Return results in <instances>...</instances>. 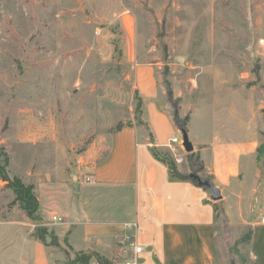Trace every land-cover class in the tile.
<instances>
[{"label": "rangeland", "instance_id": "rangeland-1", "mask_svg": "<svg viewBox=\"0 0 264 264\" xmlns=\"http://www.w3.org/2000/svg\"><path fill=\"white\" fill-rule=\"evenodd\" d=\"M138 66L154 68L172 118L175 108L183 119L214 98L256 106L264 101V0H0L8 176L48 206L53 195L84 187L111 135L141 124ZM202 111L217 113V104ZM179 152L187 167L190 155ZM14 198L0 180V264H11V245L13 262L26 263L36 225ZM246 233L217 225V264H251Z\"/></svg>", "mask_w": 264, "mask_h": 264}, {"label": "crops", "instance_id": "crops-1", "mask_svg": "<svg viewBox=\"0 0 264 264\" xmlns=\"http://www.w3.org/2000/svg\"><path fill=\"white\" fill-rule=\"evenodd\" d=\"M158 83L152 66L137 68L141 124L111 135L106 157L91 167L89 181L78 192L55 194L50 206L47 198H38L36 216L42 227L54 233L59 246H44L31 229L25 264H62L79 252L123 264L132 256L130 242L141 247L137 264H217L216 227L221 220L214 205L222 208L227 226L250 234L246 241L249 262L264 264V224L260 223L264 167L256 152L264 139V101L241 105V97L237 107L214 98L186 113L193 147L188 165L199 169L198 176L220 191L221 200L213 202L206 189L187 178L189 167L179 156L181 135ZM211 103L217 104V113H203ZM153 152L160 158L170 157L187 179L173 178ZM192 157L198 161L193 163ZM128 224H135V229L126 230ZM127 236H132L130 242ZM14 241L15 235L11 236ZM13 247L11 264H15ZM89 264L97 262L92 258Z\"/></svg>", "mask_w": 264, "mask_h": 264}, {"label": "trees", "instance_id": "trees-1", "mask_svg": "<svg viewBox=\"0 0 264 264\" xmlns=\"http://www.w3.org/2000/svg\"><path fill=\"white\" fill-rule=\"evenodd\" d=\"M168 98L171 100V93L169 92V89L167 88ZM263 125H264V106L261 110ZM188 121V117H184L183 119L178 118V122L183 125L184 128H186V124ZM122 127H119L118 130H120ZM257 161L259 164H264V141L259 145L257 148ZM2 155V161L0 166V180L5 183L6 187L9 188L12 193L14 194V202L18 203L19 208L24 212L27 219H29L32 222H35V229L32 232V236L38 240L40 243H42L44 246H53L58 247L57 239L53 232H48L46 228L42 227L39 219L36 216V213L38 211L39 203L37 198L34 195L33 192V186L32 185H26L24 184L20 179L14 177L10 178L6 172V167L8 165V156L6 153H4L3 149L0 148V154ZM153 155L156 159L164 162L170 171V174L173 178L184 180L187 178H184L181 174L178 173L174 161L170 157H163L160 158L155 152H153ZM198 161V158L196 157V162ZM214 210L216 212L217 218H219L224 224H226V220L224 217V213L222 208L219 205H214ZM249 233H247L245 238L249 239ZM243 237V238H244ZM66 256H68L67 252H65ZM94 258L97 262V264H112L109 260L106 258L96 254V253H76L74 255L73 259H67L62 264H89L90 260Z\"/></svg>", "mask_w": 264, "mask_h": 264}, {"label": "water", "instance_id": "water-1", "mask_svg": "<svg viewBox=\"0 0 264 264\" xmlns=\"http://www.w3.org/2000/svg\"><path fill=\"white\" fill-rule=\"evenodd\" d=\"M173 120L181 135L182 148L187 154L191 155L193 153V147L188 139L186 128H184L183 125L179 124L178 122V111L176 110V108L174 111ZM199 171H200L199 169H195L194 171H192L187 175V178L190 179L192 182H194L198 187H202L206 189L209 192L210 198L213 202L220 201L221 200L220 191L209 181V179L200 178L198 176Z\"/></svg>", "mask_w": 264, "mask_h": 264}, {"label": "built area", "instance_id": "built-area-1", "mask_svg": "<svg viewBox=\"0 0 264 264\" xmlns=\"http://www.w3.org/2000/svg\"><path fill=\"white\" fill-rule=\"evenodd\" d=\"M86 181L88 182L89 179L87 178ZM53 221H60V219L57 217H53ZM260 223L264 224V214L262 215L260 219ZM135 227H136L135 224L125 225L126 230H129V231L131 230L133 231ZM131 237L132 236H127V239L129 242H130ZM130 245L132 246V250H131L132 256L128 258L126 261H124L123 264H137L136 256L141 253V247H137L136 245L133 244V242H130Z\"/></svg>", "mask_w": 264, "mask_h": 264}]
</instances>
